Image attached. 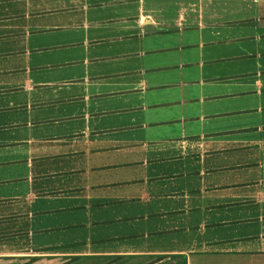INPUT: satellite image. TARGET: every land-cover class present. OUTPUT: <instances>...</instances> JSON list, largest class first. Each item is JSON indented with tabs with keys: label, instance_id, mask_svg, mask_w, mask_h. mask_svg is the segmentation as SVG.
I'll list each match as a JSON object with an SVG mask.
<instances>
[{
	"label": "crops",
	"instance_id": "obj_1",
	"mask_svg": "<svg viewBox=\"0 0 264 264\" xmlns=\"http://www.w3.org/2000/svg\"><path fill=\"white\" fill-rule=\"evenodd\" d=\"M116 1L124 7L116 19L101 12L109 1L80 0L79 4L87 20L110 21L108 32L114 38L134 36L136 26L145 36V27L150 25L181 31L204 26L206 16L209 24L215 23L219 16V11L210 8L215 0ZM248 1L249 9L255 7L249 19L257 25L246 28L255 29L250 35H264V0ZM46 3L62 5L60 0ZM34 8L35 0H0V264H66L115 258L124 264L125 260L147 263L152 258L165 257L179 264H264V146L234 151L238 141H245L235 136L226 140V149L232 151L217 158L200 154L184 164L188 169L183 171L199 172L186 175L191 180L189 187L199 192L178 194L190 189L173 178L183 173V164L173 158L160 166L146 162L145 144L152 138L119 130L128 125L116 112L125 102L116 95L96 97L90 82L83 78L90 73L89 67L83 66L84 73L64 80L52 79L50 72L34 69L38 65L31 63L30 56L35 48L29 44ZM178 8H185V12ZM223 12H228L225 6ZM183 21L191 25L183 28L179 25ZM221 24L243 26L232 20ZM255 42L264 44V38L247 44ZM263 53H254L259 54L256 61L264 57ZM254 70L264 72V67L257 65ZM76 78L85 81L74 86L69 80ZM260 81L264 85V73ZM39 85L51 87L43 92ZM237 102H229L222 110H234L240 106ZM256 104L264 105V99ZM201 122L196 132L207 131L208 123ZM260 123H264V114ZM258 136L264 145V131L260 130L257 139ZM136 144L138 147L131 148ZM177 149L176 143L169 146L171 153ZM250 163L258 165L249 170L236 169ZM169 175L168 179L149 180ZM249 179L258 182L250 190L257 199L255 207L248 213L234 209L228 212L230 223L212 226L225 222L217 220L224 214L209 210L204 188L212 187L213 198L219 202L233 201L242 193L235 185ZM166 198L179 199L183 204L158 209L156 201ZM196 213L202 215L200 220L184 222L183 217ZM178 215L183 216L182 228L173 220L163 229L147 231L140 225L138 230H130L132 223L145 224L151 216L170 220ZM240 216L254 220L238 223L236 217ZM179 230L193 234L185 245L178 242ZM167 232L172 241L164 247L150 248L144 243L152 234ZM131 236L143 244L128 243Z\"/></svg>",
	"mask_w": 264,
	"mask_h": 264
},
{
	"label": "rangeland",
	"instance_id": "obj_2",
	"mask_svg": "<svg viewBox=\"0 0 264 264\" xmlns=\"http://www.w3.org/2000/svg\"><path fill=\"white\" fill-rule=\"evenodd\" d=\"M46 1L35 0L33 11V36L29 38V44L31 48H35L30 56L31 63L38 65L34 69L50 72L52 79L64 80L72 75L84 73V67H89L90 73L84 74L83 78L90 82L96 97L107 98L116 95L122 97L125 102L116 112L128 122V125L125 124L119 130L128 131L130 134L138 133L137 137L144 135L148 139L152 138L145 144L146 162L160 166L173 158L183 164L182 172H186L188 165L184 164L196 160L200 154L217 158L232 150L253 151L259 146H264L261 144V136L257 139L258 132L264 131V123H260L264 105L256 104L259 99H264V85L260 81L261 73L264 72L254 70L257 65L264 67V57L256 61L259 54H254L258 51L264 52V44L257 42L247 44L264 38V35H250L255 29L246 28L257 25L254 20L249 19L255 14V7L253 5L249 9L248 0H215L210 7L219 11L215 23L209 24V18L206 16L204 26L181 31L150 25L145 27V36L141 35V29L138 30L136 26L133 30L134 36L117 38L108 32V29H111L110 21L87 20L79 4L80 0H60L62 2L60 7L47 5ZM106 1L109 2L101 8L104 15L116 19L123 14L124 7L116 0ZM224 6L228 10L226 13L223 12ZM245 7L249 10L245 11ZM178 9L181 13L185 12V8ZM248 12L250 14H245ZM229 20L245 28L221 24ZM179 25L186 28L191 24L183 21ZM81 37L82 40L79 41ZM87 51L89 56L84 57ZM83 78L71 79L69 82L77 86L80 84L77 82L85 81ZM113 83L121 89L115 88ZM48 86L51 87L50 85L37 87L46 92ZM239 100L251 102L239 103L237 102ZM229 102H237L236 104L240 106L234 110L229 109L230 112H224L222 109ZM117 103L120 104L121 101ZM201 120L208 123L206 132L194 130L201 126ZM188 126L193 129H188ZM235 136L244 137L245 141H238L239 145L228 151L226 140ZM173 143H176L178 148L173 152L175 155L169 151V146ZM136 145L131 148L138 147V144ZM142 145L141 142L139 146ZM168 151L171 155H168ZM257 165L241 164L236 169L249 170ZM184 172L176 174L173 178H176L180 186L190 188L188 181L191 180L186 175H198L199 172ZM165 178L171 177L170 175L152 177L149 180ZM257 184L258 182H252V179L239 183L235 185L242 192L239 198L233 201L225 199L221 202L213 198L212 187L204 188L203 194L208 198L209 210L214 214H224L217 217V220L225 219V222L218 221L212 226L230 223L229 219L232 217L228 212L234 209L248 213L249 209L254 208L257 199L253 194L250 195V190ZM194 192L199 190L184 189L178 194ZM182 204L183 201L179 199L166 198L156 201L158 209ZM178 216L171 217L170 220L151 216L145 224L132 223L130 230L132 232L138 230L140 225H143V229L147 228V231L157 227L163 229L169 227L173 220L182 228L187 219L200 220L202 217L198 213L185 217ZM180 217H183L185 223ZM236 219L238 223L254 220L242 216ZM183 231L179 230L177 236L181 245L187 244L193 235L183 234ZM167 235L169 232L152 234L144 243L150 248L164 247L172 241ZM129 240L128 243H142L135 236H131ZM145 261L125 260L124 264L180 263L176 259L172 261L166 257L152 258L147 263ZM120 262H123L120 258L98 262L84 259L66 264H121Z\"/></svg>",
	"mask_w": 264,
	"mask_h": 264
}]
</instances>
